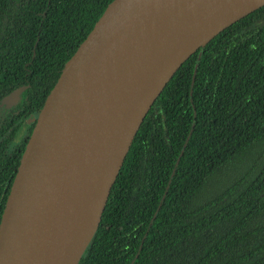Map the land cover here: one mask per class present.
<instances>
[{"label":"trees","instance_id":"16d2710c","mask_svg":"<svg viewBox=\"0 0 264 264\" xmlns=\"http://www.w3.org/2000/svg\"><path fill=\"white\" fill-rule=\"evenodd\" d=\"M111 1L0 0V100L29 85L0 113V220L30 117ZM79 264H264V5L166 84Z\"/></svg>","mask_w":264,"mask_h":264},{"label":"water","instance_id":"95a60500","mask_svg":"<svg viewBox=\"0 0 264 264\" xmlns=\"http://www.w3.org/2000/svg\"><path fill=\"white\" fill-rule=\"evenodd\" d=\"M264 0H112L65 63L0 220V264H79L133 140L182 64ZM22 85L0 100L10 109Z\"/></svg>","mask_w":264,"mask_h":264},{"label":"flooded vegetation","instance_id":"af4514ba","mask_svg":"<svg viewBox=\"0 0 264 264\" xmlns=\"http://www.w3.org/2000/svg\"><path fill=\"white\" fill-rule=\"evenodd\" d=\"M31 117H30V121L27 124L31 123ZM32 122H34V124H35V121H32ZM24 130H26V129L24 128ZM17 138H19V137L17 136Z\"/></svg>","mask_w":264,"mask_h":264}]
</instances>
